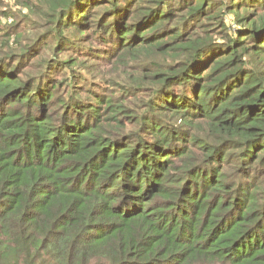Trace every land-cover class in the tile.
<instances>
[{
	"label": "trees",
	"instance_id": "trees-1",
	"mask_svg": "<svg viewBox=\"0 0 264 264\" xmlns=\"http://www.w3.org/2000/svg\"><path fill=\"white\" fill-rule=\"evenodd\" d=\"M40 2L53 55L0 36V264H264V0ZM92 7L117 97L55 63Z\"/></svg>",
	"mask_w": 264,
	"mask_h": 264
},
{
	"label": "rangeland",
	"instance_id": "rangeland-1",
	"mask_svg": "<svg viewBox=\"0 0 264 264\" xmlns=\"http://www.w3.org/2000/svg\"><path fill=\"white\" fill-rule=\"evenodd\" d=\"M258 12L260 13V11ZM89 15L90 20L88 21L87 25H85L84 27H80L84 30L82 31L83 35L78 34V26L72 25V27L70 26L66 29V32H68L69 34L68 37L72 39V43H70V46L72 47H66V50L58 55L59 62L55 61V63L56 65H62L63 68V65L65 64V61L63 60L72 58V60H76L78 63L84 62L87 65L83 70L85 72L86 77H90L97 80L95 81L97 83L87 82V87H81L83 89L77 90L79 97L86 100H88V98L93 99L94 96L89 92L94 89L102 90V92L105 93V97L108 95H113L117 97L121 94L120 90L116 89L115 87L110 89L109 85L106 84L105 79L103 78V76L100 75L99 72L107 70L109 73V71L112 69L110 74H112V72L120 74L125 69L122 74H125V72H127L126 77H128V74L132 71L126 69V66H133L134 63L131 61L115 63L117 61L119 47H117L116 44L112 43L111 47L107 46L109 45L108 43L106 45L107 47L102 46V42L98 38V36H100L101 34L96 35L95 33H93V31L97 32L101 27V24L98 23V18L101 17V14L98 12V8L92 7ZM51 20L52 16L49 14V8L47 9L45 3L41 4L40 0H0V36L3 32L8 30V28L19 29V32L22 33L18 42H14V39L4 40L5 42H10V44L16 48L15 54H18L21 45L23 46L25 44L27 45L30 43L31 45H34L35 48H37L36 52L38 54H45L46 57H49V55H53L54 51H56V49H54L55 44H52L51 42V46L48 48V46L50 45L51 36L49 31H47V26H52ZM95 23L97 24V27H93V24ZM127 24L134 25V21L127 20ZM13 25L14 28H12ZM24 28L34 29L32 31L30 29L29 31H27ZM24 33H26L27 37L23 36ZM219 36L220 35H218L217 37ZM17 43L21 44L17 45ZM81 46H93L94 49L91 54L87 53L84 55L81 53ZM102 48L108 51L104 53L98 52L99 50H102ZM7 50L2 49L3 52ZM111 52H114V55L110 57L109 54H111ZM153 52L154 56L158 59L159 62H161L160 60H166L168 62H171V59L168 55L162 54L160 51L154 50ZM1 56H3L2 53H0V57ZM31 56L23 55L22 57L15 59L14 62L15 64H18L20 68H23V70L26 71H30V74L35 76L40 71V67L42 64V56L36 57V59L32 58ZM102 58H104V62L102 61ZM34 60H36V63ZM20 75L23 76V74L21 73ZM112 76L115 77L116 75L112 74ZM56 77L59 82L63 80V76L58 77L57 75ZM79 80L80 79L78 78V81ZM80 84H82V80H80ZM155 87L157 89L156 85Z\"/></svg>",
	"mask_w": 264,
	"mask_h": 264
}]
</instances>
